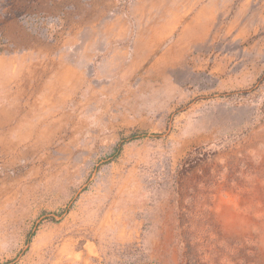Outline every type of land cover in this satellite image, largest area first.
Returning a JSON list of instances; mask_svg holds the SVG:
<instances>
[{
    "label": "rangeland",
    "instance_id": "rangeland-1",
    "mask_svg": "<svg viewBox=\"0 0 264 264\" xmlns=\"http://www.w3.org/2000/svg\"><path fill=\"white\" fill-rule=\"evenodd\" d=\"M0 264H264V0H0Z\"/></svg>",
    "mask_w": 264,
    "mask_h": 264
}]
</instances>
